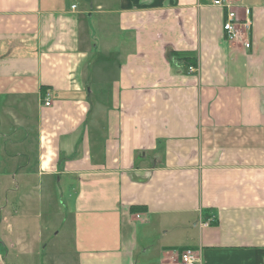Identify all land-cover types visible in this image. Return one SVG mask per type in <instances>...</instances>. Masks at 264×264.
I'll use <instances>...</instances> for the list:
<instances>
[{
	"label": "crops",
	"instance_id": "crops-1",
	"mask_svg": "<svg viewBox=\"0 0 264 264\" xmlns=\"http://www.w3.org/2000/svg\"><path fill=\"white\" fill-rule=\"evenodd\" d=\"M75 1L0 0V263L264 264V0Z\"/></svg>",
	"mask_w": 264,
	"mask_h": 264
},
{
	"label": "built area",
	"instance_id": "built-area-1",
	"mask_svg": "<svg viewBox=\"0 0 264 264\" xmlns=\"http://www.w3.org/2000/svg\"><path fill=\"white\" fill-rule=\"evenodd\" d=\"M212 5L221 7L225 11V18L222 24L225 38L229 42L241 41L244 47L250 46L249 31L251 26V20L245 16L240 18L235 8L234 0H212ZM245 14H248V10H245ZM188 71L193 73L197 72L196 65H189ZM46 105H49V101H45ZM212 219L208 218L207 221ZM199 256L194 249L186 248L180 253V264H197ZM1 264V263H0Z\"/></svg>",
	"mask_w": 264,
	"mask_h": 264
},
{
	"label": "rangeland",
	"instance_id": "rangeland-1",
	"mask_svg": "<svg viewBox=\"0 0 264 264\" xmlns=\"http://www.w3.org/2000/svg\"><path fill=\"white\" fill-rule=\"evenodd\" d=\"M97 0H77L75 1L78 6L89 7L90 4H94ZM104 1V0H99ZM111 4L114 0H106ZM93 8L94 5H93ZM107 17V16H106ZM56 229L47 232L43 237V242L40 249V262L37 264H77L75 254H72V245L64 244L66 237L62 232L55 233ZM28 236V235H27ZM29 238L31 236H28ZM46 245V249L43 246ZM18 253V252H16ZM25 260L19 258V263H23ZM10 264V263H7Z\"/></svg>",
	"mask_w": 264,
	"mask_h": 264
},
{
	"label": "trees",
	"instance_id": "trees-1",
	"mask_svg": "<svg viewBox=\"0 0 264 264\" xmlns=\"http://www.w3.org/2000/svg\"><path fill=\"white\" fill-rule=\"evenodd\" d=\"M193 55L192 53H188V52H185V53H182V52H172L171 53V56L173 57H177V58H185V59H191L190 56ZM189 62V64H193L195 63L194 60H190V61H187Z\"/></svg>",
	"mask_w": 264,
	"mask_h": 264
}]
</instances>
